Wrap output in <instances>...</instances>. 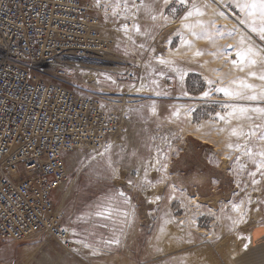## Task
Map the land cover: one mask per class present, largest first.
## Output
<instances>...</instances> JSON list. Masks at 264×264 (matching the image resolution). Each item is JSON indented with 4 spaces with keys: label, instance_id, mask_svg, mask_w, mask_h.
Masks as SVG:
<instances>
[{
    "label": "rangeland",
    "instance_id": "rangeland-1",
    "mask_svg": "<svg viewBox=\"0 0 264 264\" xmlns=\"http://www.w3.org/2000/svg\"><path fill=\"white\" fill-rule=\"evenodd\" d=\"M109 1L105 63L63 58L55 72L113 97L118 116L104 150L68 156V179L54 195L74 245L43 235L0 239V264H212L194 253L204 249L229 264L227 244L255 230L259 237L233 264H264L259 9L241 10L253 0ZM249 47L255 64L237 55ZM104 66L120 71L93 69ZM166 237L172 249L162 248Z\"/></svg>",
    "mask_w": 264,
    "mask_h": 264
},
{
    "label": "built area",
    "instance_id": "built-area-1",
    "mask_svg": "<svg viewBox=\"0 0 264 264\" xmlns=\"http://www.w3.org/2000/svg\"><path fill=\"white\" fill-rule=\"evenodd\" d=\"M113 9L109 0H0L1 240L43 235L74 245L54 195L68 179L69 154L100 147L118 116L111 98L58 79L56 65L105 63L113 41L104 16Z\"/></svg>",
    "mask_w": 264,
    "mask_h": 264
},
{
    "label": "bare ground",
    "instance_id": "bare-ground-1",
    "mask_svg": "<svg viewBox=\"0 0 264 264\" xmlns=\"http://www.w3.org/2000/svg\"><path fill=\"white\" fill-rule=\"evenodd\" d=\"M214 1H216V3L217 4H219V2L217 1V0H214ZM215 3V4H216ZM216 4V5H217ZM220 5V4H219ZM218 6V5H217ZM225 10H226V8H225ZM228 12V14H231L229 11H227ZM117 33V32H116ZM74 59H77V58H73V60ZM62 60V59H61ZM61 60H59L58 62H57V65L56 66H61V64H63V63H60V61ZM68 64V63H67ZM100 68H111V67H108V66H104V67H93V69H100ZM104 70V69H103ZM115 70H117V71H120V68H111L110 69V71H115ZM116 71V72H117ZM119 73V72H118ZM133 93H128L127 95H132ZM111 98H113V97H111ZM114 99V98H113ZM111 139V138H110ZM109 139V140H110ZM106 145H108V141L106 140L104 143H102L101 145H100V147H98V148H91V150L92 151H96V150H104V147L106 146ZM91 147V146H90ZM75 153V151H73L72 153H70L69 154V162H71V156L73 155ZM61 186H63V184L61 185ZM61 186H60V188H61ZM164 229V228H163ZM162 231V230H161ZM164 231H165V229H164ZM163 231V232H164ZM168 231V230H167ZM166 232V231H165ZM172 232H173V230H172ZM177 232V231H176ZM162 233V232H161ZM168 233V232H167ZM173 234H176V233H173ZM256 234V235H255ZM162 235V234H161ZM165 235V234H164ZM245 236V238L243 239V241H241L240 243H238V242H235L236 244H227V253H226V260L228 261V263L229 264H233V262H237L236 261V257L237 256H239L240 254H241V252L242 253H244V252H246V250L247 249H249V247L251 246L252 247V245L255 243V241H256V237H259V234H258V231L257 230H255V231H251V232H246V235H244ZM163 237V236H162ZM166 238H168V237H166ZM170 240V241H169ZM230 243V242H229ZM247 246V247H246ZM165 248V249H172L173 248V243H172V241H171V239H167V240H165V242L163 243V246H162V248ZM176 247V246H175ZM175 249H177V247L176 248H174V250ZM245 250V251H244ZM168 251H170V250H168ZM260 252V251H259ZM194 253H197V257L198 256H202V257H204L205 259H206V261L208 262V263H212V264H216L215 263V261L213 260V258H212V256L210 255V252L208 251V250H205L204 249V251L202 250V251H195ZM193 253V254H194ZM238 253V254H237ZM188 254V253H187ZM224 254V253H223ZM184 255V254H183ZM186 255V254H185ZM245 258V257H244ZM243 258V259H244ZM45 262V261H44ZM236 264H238V263H236Z\"/></svg>",
    "mask_w": 264,
    "mask_h": 264
},
{
    "label": "snow or ice",
    "instance_id": "snow-or-ice-1",
    "mask_svg": "<svg viewBox=\"0 0 264 264\" xmlns=\"http://www.w3.org/2000/svg\"><path fill=\"white\" fill-rule=\"evenodd\" d=\"M241 7V10H245V9H251V10H255V9H259V12H260V16H261V19L264 20V0H253L252 3H244V4H241L239 5ZM197 12H199V9H197ZM188 15H192L191 12L188 13ZM153 19H155V17H153ZM185 27H191V25H185ZM136 30L139 31V26L137 25L136 26ZM253 31H258V29H256L255 27H253L252 29ZM259 32H260V35H261V38L264 39V26H262L260 29H259ZM193 35H200L199 33H195L193 32ZM184 43H190L188 41H184ZM200 53L198 52L197 55H199ZM255 53H253V50L251 47H249L247 50L245 51H241V52H238L237 55L241 58V60L245 59L246 57L248 58V62L250 64H255L256 63V60L254 59H251V55H253ZM165 61L161 60V63H164ZM233 63L235 64L236 61H233ZM251 75H256L255 72H251L250 73ZM260 79L261 80H264V73H261L260 75ZM245 87H251V85H245ZM221 91H225L226 94L227 93V90L225 89H220ZM252 99H255V97H251ZM243 111V110H242ZM257 111H260V112H264V109H257ZM262 156H264V152L261 153ZM261 166H264V164H262ZM254 183L256 181H253ZM156 199H160V197H157ZM114 243H119V241H113ZM247 247V246H246Z\"/></svg>",
    "mask_w": 264,
    "mask_h": 264
}]
</instances>
